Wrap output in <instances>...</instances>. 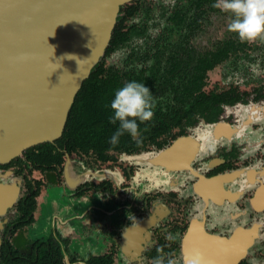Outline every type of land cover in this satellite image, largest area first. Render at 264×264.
Here are the masks:
<instances>
[{
  "label": "flooded vegetation",
  "instance_id": "1",
  "mask_svg": "<svg viewBox=\"0 0 264 264\" xmlns=\"http://www.w3.org/2000/svg\"><path fill=\"white\" fill-rule=\"evenodd\" d=\"M213 3L121 6L61 136L0 163V264H184L196 251L264 264V41L205 30ZM211 34L209 48L190 44ZM131 81L149 88L154 115L112 147L110 104Z\"/></svg>",
  "mask_w": 264,
  "mask_h": 264
},
{
  "label": "water",
  "instance_id": "2",
  "mask_svg": "<svg viewBox=\"0 0 264 264\" xmlns=\"http://www.w3.org/2000/svg\"><path fill=\"white\" fill-rule=\"evenodd\" d=\"M130 1L0 0V163L61 136Z\"/></svg>",
  "mask_w": 264,
  "mask_h": 264
},
{
  "label": "clouds",
  "instance_id": "3",
  "mask_svg": "<svg viewBox=\"0 0 264 264\" xmlns=\"http://www.w3.org/2000/svg\"><path fill=\"white\" fill-rule=\"evenodd\" d=\"M212 7L231 13L233 18L227 30L236 34L241 43L264 41V0H215ZM252 71L257 76L262 74L258 64L253 66ZM110 107L113 115L109 123L118 124V127L108 143L115 147L125 134L132 138L139 136L140 125H146L152 119L155 105L149 88L143 83L131 81L116 90ZM153 264H162V258L157 257ZM167 264H176V261L169 259ZM184 264H206V261L203 254L196 251L184 257Z\"/></svg>",
  "mask_w": 264,
  "mask_h": 264
},
{
  "label": "rangeland",
  "instance_id": "4",
  "mask_svg": "<svg viewBox=\"0 0 264 264\" xmlns=\"http://www.w3.org/2000/svg\"><path fill=\"white\" fill-rule=\"evenodd\" d=\"M232 15L231 13H214L210 18H209V23H207L205 30L207 28V30H214L215 28H224L223 26H227V22L232 20ZM226 20V23L224 22ZM208 21V20H207ZM222 21L225 23L222 24ZM214 32V31H213ZM201 37V36H200ZM199 38H194V40H190V44L195 45L198 49V51H200V48H209L211 47L212 44L216 43V40L218 38H216V36L214 37L212 34L208 37V41L205 39H203V41H205V45H201ZM213 37V38H211ZM210 44V45H209ZM171 221V220H170ZM42 227V225L40 226Z\"/></svg>",
  "mask_w": 264,
  "mask_h": 264
},
{
  "label": "trees",
  "instance_id": "5",
  "mask_svg": "<svg viewBox=\"0 0 264 264\" xmlns=\"http://www.w3.org/2000/svg\"><path fill=\"white\" fill-rule=\"evenodd\" d=\"M88 83H89V79L86 80V81L84 82L83 89H84L85 86H87ZM81 92H82V90H81ZM71 125H73V120H72V117H69L67 127L69 128ZM102 128H105V130L107 131L106 126H101L99 129L102 130ZM102 131H103V130H102ZM102 131H99V132H102ZM31 152H33V154H35L34 151H31ZM37 153H38V152H37ZM39 155H40V156H38V157H39V158H42V156H41L42 154L40 153ZM36 158H37V157H36ZM39 158H38V159H39ZM24 201H25V202H24L25 204L22 206V207H23V210H24L25 212H33V211L35 210V207H36V203H35V199H34V197H33V198L25 199Z\"/></svg>",
  "mask_w": 264,
  "mask_h": 264
}]
</instances>
